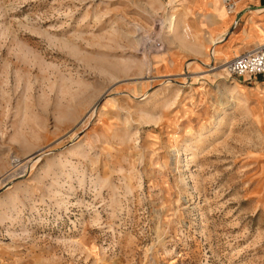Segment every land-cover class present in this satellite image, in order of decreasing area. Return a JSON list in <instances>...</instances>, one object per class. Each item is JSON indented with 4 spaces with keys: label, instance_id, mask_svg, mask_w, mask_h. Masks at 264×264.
<instances>
[{
    "label": "rangeland",
    "instance_id": "obj_1",
    "mask_svg": "<svg viewBox=\"0 0 264 264\" xmlns=\"http://www.w3.org/2000/svg\"><path fill=\"white\" fill-rule=\"evenodd\" d=\"M214 5L0 0V264H264V76Z\"/></svg>",
    "mask_w": 264,
    "mask_h": 264
},
{
    "label": "crops",
    "instance_id": "obj_2",
    "mask_svg": "<svg viewBox=\"0 0 264 264\" xmlns=\"http://www.w3.org/2000/svg\"><path fill=\"white\" fill-rule=\"evenodd\" d=\"M238 1L236 12H231V15L224 13L222 9V2L218 0H212L215 2V9H211V25L221 24L223 22L225 32L224 38L229 36L233 30L234 35L240 38L244 44H258V33L260 30L264 31V0H235ZM228 15V16H227ZM211 27V33L214 34V27ZM239 27V28H238ZM264 41H262L263 43ZM255 44V45H257ZM239 48L238 53L246 52L250 49ZM224 62H227L226 60ZM249 77V76H248Z\"/></svg>",
    "mask_w": 264,
    "mask_h": 264
},
{
    "label": "built area",
    "instance_id": "obj_3",
    "mask_svg": "<svg viewBox=\"0 0 264 264\" xmlns=\"http://www.w3.org/2000/svg\"><path fill=\"white\" fill-rule=\"evenodd\" d=\"M223 2L230 13L234 12L236 6L234 0ZM225 68L229 76H235L240 80L248 76H264V42L235 56L226 63Z\"/></svg>",
    "mask_w": 264,
    "mask_h": 264
},
{
    "label": "bare ground",
    "instance_id": "obj_4",
    "mask_svg": "<svg viewBox=\"0 0 264 264\" xmlns=\"http://www.w3.org/2000/svg\"><path fill=\"white\" fill-rule=\"evenodd\" d=\"M223 1V0H222ZM235 1V0H234ZM224 3V2H223ZM235 4H236V6H235V9H234V12H236V10H237V6H238V3H237V1H235ZM206 5V4H205ZM225 5V4H224ZM225 8H226V6H225ZM226 10H227V8H226ZM228 11V10H227ZM228 14L229 15H231L230 14V12L228 11ZM219 42H217L216 41V39H215V44H218ZM238 56V55H237ZM234 58V57H233ZM231 60V59H230ZM228 62V61H227ZM226 65V64H225ZM225 65H224V68H223V70H226V68H225ZM239 83V82H238Z\"/></svg>",
    "mask_w": 264,
    "mask_h": 264
}]
</instances>
